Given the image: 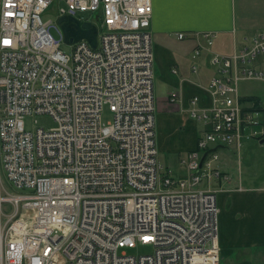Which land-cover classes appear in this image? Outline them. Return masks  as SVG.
Segmentation results:
<instances>
[{
    "label": "built area",
    "instance_id": "built-area-1",
    "mask_svg": "<svg viewBox=\"0 0 264 264\" xmlns=\"http://www.w3.org/2000/svg\"><path fill=\"white\" fill-rule=\"evenodd\" d=\"M52 6L96 24L97 46L82 39L64 53L62 31L41 19ZM151 13V0H0V264L220 263L216 190L205 185L222 176L218 147L239 155L264 138V98L238 84L264 83V32L211 54L210 105L194 96L188 108L205 129L177 177L157 161ZM194 37L195 59L214 34ZM37 114L55 126L24 129ZM1 169L22 192L6 191ZM139 245L152 252L126 253Z\"/></svg>",
    "mask_w": 264,
    "mask_h": 264
},
{
    "label": "crops",
    "instance_id": "crops-1",
    "mask_svg": "<svg viewBox=\"0 0 264 264\" xmlns=\"http://www.w3.org/2000/svg\"><path fill=\"white\" fill-rule=\"evenodd\" d=\"M151 2L149 29L153 51L157 161L172 170L175 176L183 177L186 172L180 159L196 149L199 133L205 129L204 123L190 117L188 108L194 96L198 98L199 106L210 105L207 84L215 75V69L208 60L212 53L230 54L235 46H241L244 37L264 32V0ZM180 32L185 33L183 40L176 37ZM203 32L214 34L212 45L194 59L192 52L197 43L194 36ZM173 92L179 95L174 104L167 99ZM242 95L264 98V95L252 93ZM260 120L264 126V114ZM260 142L258 146H263ZM230 150L233 149L218 147L219 159L214 165L222 176L205 185L216 190L219 264H264V180L257 183L254 180L243 182L240 178L232 180L225 170L230 159V154L225 151ZM260 178L256 176L257 180Z\"/></svg>",
    "mask_w": 264,
    "mask_h": 264
},
{
    "label": "rangeland",
    "instance_id": "rangeland-1",
    "mask_svg": "<svg viewBox=\"0 0 264 264\" xmlns=\"http://www.w3.org/2000/svg\"><path fill=\"white\" fill-rule=\"evenodd\" d=\"M90 14H84L83 17L88 18ZM57 9L52 6L47 11H45L41 15V19L43 22L51 20L54 25H56L59 29L60 26L57 23ZM54 39L59 40V33L55 30L53 26L49 29ZM240 40V39H239ZM237 40V41H239ZM240 43V41H239ZM238 43V45H239ZM61 50L69 54L72 51L71 45H67L61 41ZM239 91L240 94H258L264 95V83L259 81H244L240 82ZM101 120L103 123H109L112 120V114L110 113L107 105H105L102 109ZM264 114V113H263ZM24 126L28 131H34L35 128H43L50 129L55 126V121L48 114H37V115H27L24 116ZM264 127V126H263ZM259 139L250 138L243 142L241 151L239 155L237 153L233 154V150L231 152L225 151L230 154L229 164L226 166L225 170H227L229 176L232 180L241 179L243 182L254 180L256 183L264 180V145L258 146ZM253 147V148H252ZM232 149V148H231ZM224 150V149H223ZM222 151L219 152L222 155ZM1 159V153H0ZM168 171H172L170 169L165 168ZM173 174V172H171ZM253 176V177H252ZM256 176H260L259 180L256 179ZM1 178L4 184L6 191L9 193H19L22 190L17 189L8 179H6V175L3 169H1ZM3 208L6 212H10V205L7 203L3 204ZM152 250L147 246H137L133 249H126V253L128 255L138 256L141 254H149Z\"/></svg>",
    "mask_w": 264,
    "mask_h": 264
},
{
    "label": "water",
    "instance_id": "water-1",
    "mask_svg": "<svg viewBox=\"0 0 264 264\" xmlns=\"http://www.w3.org/2000/svg\"><path fill=\"white\" fill-rule=\"evenodd\" d=\"M57 23L63 33V41L67 45H72L79 40L85 39L95 48L97 46L98 28L91 21H81L68 15L57 17ZM260 143H264V139ZM205 157V156H204ZM203 157V158H204ZM201 158V163L203 161Z\"/></svg>",
    "mask_w": 264,
    "mask_h": 264
},
{
    "label": "bare ground",
    "instance_id": "bare-ground-1",
    "mask_svg": "<svg viewBox=\"0 0 264 264\" xmlns=\"http://www.w3.org/2000/svg\"><path fill=\"white\" fill-rule=\"evenodd\" d=\"M77 19V18H76ZM79 20V19H78ZM81 21H83V20H81ZM97 26V25H96ZM262 140V139H261Z\"/></svg>",
    "mask_w": 264,
    "mask_h": 264
}]
</instances>
